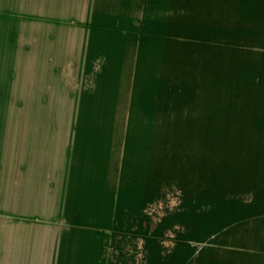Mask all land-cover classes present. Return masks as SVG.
Masks as SVG:
<instances>
[{
  "label": "rangeland",
  "instance_id": "374dc122",
  "mask_svg": "<svg viewBox=\"0 0 264 264\" xmlns=\"http://www.w3.org/2000/svg\"><path fill=\"white\" fill-rule=\"evenodd\" d=\"M120 7L0 0V264H53L65 163L118 179L107 264H264V20Z\"/></svg>",
  "mask_w": 264,
  "mask_h": 264
},
{
  "label": "crops",
  "instance_id": "0c3cea01",
  "mask_svg": "<svg viewBox=\"0 0 264 264\" xmlns=\"http://www.w3.org/2000/svg\"><path fill=\"white\" fill-rule=\"evenodd\" d=\"M112 1L121 6L117 10L159 12L170 21L180 18L181 22H192L169 26L220 28L225 13L230 22L236 20L238 13H245L246 19L250 16L248 13H255L256 19L264 20V0ZM87 10L89 7L84 9ZM233 25L236 26L228 24ZM54 173V216L60 220L61 228L69 230L59 234L60 244L55 245L52 260L57 263L53 264H107L105 253L108 246L105 243L109 242L113 230L119 228L115 223L120 202L118 179H111L108 165L102 164L96 165L93 171L87 166L73 168L72 164L65 163ZM120 229L124 235V228ZM70 236L72 239L68 243ZM62 241L67 244L62 245Z\"/></svg>",
  "mask_w": 264,
  "mask_h": 264
}]
</instances>
